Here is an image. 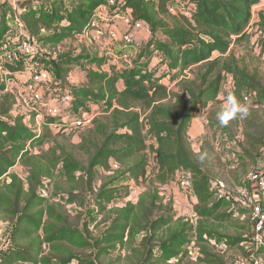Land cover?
<instances>
[{
  "label": "trees",
  "instance_id": "trees-1",
  "mask_svg": "<svg viewBox=\"0 0 264 264\" xmlns=\"http://www.w3.org/2000/svg\"><path fill=\"white\" fill-rule=\"evenodd\" d=\"M106 2L34 0L24 4L19 19L41 51L90 32L97 9ZM170 2L124 0L133 21L146 24L153 35L130 67L103 71L108 61L85 52L33 58L69 90L75 115L91 111L94 118L82 132L75 134L59 118L34 127L31 111L14 117L19 104L7 83L24 66L3 64L7 75L0 76V228L8 224L11 231L0 264H182L191 258L193 264H225L223 253L249 241L245 235L250 228L236 224L242 216L250 217L251 209L212 188L217 181L207 175V156L193 151L187 131L199 109L216 99L224 76L232 77V93L240 102L250 92L264 108V81L229 53L232 43L248 38L245 29L252 9L264 0H189V17L182 20L168 16ZM12 16L10 0H0V57L10 49ZM155 52L162 60L149 70ZM161 66L166 72L156 77ZM75 68L85 74L83 86L68 83ZM166 77L180 92H170L161 83ZM254 128L244 135L248 150L242 152L257 160L255 172L261 175L264 125ZM74 136L76 144L71 143ZM229 139L240 144L235 136ZM149 154L156 158V169L146 183ZM98 168L108 175L95 187ZM179 173L192 188L190 220L176 216L172 200L159 191ZM140 181L146 185L136 201L116 206L121 187L128 190L130 183ZM246 186L241 179L239 187ZM252 189L264 196V189ZM88 198L105 225L97 235L86 223L79 227L68 220L66 207H81ZM228 228L242 234L228 235ZM262 233L257 249L243 251L247 264H255L250 257L264 264V228Z\"/></svg>",
  "mask_w": 264,
  "mask_h": 264
},
{
  "label": "rangeland",
  "instance_id": "rangeland-1",
  "mask_svg": "<svg viewBox=\"0 0 264 264\" xmlns=\"http://www.w3.org/2000/svg\"><path fill=\"white\" fill-rule=\"evenodd\" d=\"M13 1H18L20 3L22 1L29 2L32 0ZM188 1L189 0H171L168 6V16L175 17L179 20H182V18L186 17L188 18ZM261 17H263V19ZM105 18V20H108V17ZM10 23L12 25V35H17L18 32L15 33L16 27L13 23V20H10ZM116 30L118 35L120 34L119 38L118 36L116 38H109L108 36L96 37L94 31L92 30L75 38L67 39L55 48L46 47L44 49H41V57H58L59 55H71L75 57L85 52L90 55H96L97 57H104L108 62L102 67L103 70L109 71L113 66L114 68L118 66L119 70L122 66L127 65V58H125L124 62V56L129 57L128 55L132 54L135 59L139 55V53L144 48H146V46L143 47L142 45H140V47L135 50V53L134 50L128 51L126 49H122L124 47L129 48L130 46L123 44L121 40V36L123 35V33L118 32L117 28ZM245 31L248 38L239 43H232L230 45L229 53L234 56V58L242 68L250 73H255L262 81H264V47H262V42L264 41V2H260L258 5L253 7L251 21ZM160 36L161 35H157L156 38L162 39V36ZM13 37L14 36H12V38ZM152 39L153 36L148 37V43ZM119 63L122 66H119ZM159 63L160 62L154 61L151 70L157 68L159 66ZM38 64L39 60L36 61V63H33L32 61L29 65L38 66ZM33 68H35V66ZM93 69L96 70V68ZM1 71H5L3 65L0 66V73ZM165 72L166 68L159 67L157 77ZM29 73H31V67H28L27 70L23 69L21 75H19V77L17 78L18 80H13L7 83L8 92L15 95L17 103L20 106L17 109L25 110L26 113L30 111V103L29 97L25 93L23 82L26 80V77ZM5 75H7V71L2 74V77H5ZM85 82V74L82 68H75V70L71 72L70 76L68 77V83L70 85L83 86ZM161 83L168 86V90L170 92H180L177 84L175 82L170 84L167 77L162 80ZM119 88H121L120 85ZM232 91V77L224 76L220 93L215 100L208 103L207 107L199 109L197 114L192 118L188 127L187 136L193 151L197 154H201L202 156H207L208 161L205 163V170L207 171V175L211 181H217V184H212V188L221 191L226 195L229 194V196L232 197L235 203L239 204L240 207L251 209L259 200L264 203V196L262 194H257L256 190L253 191L252 186L256 187V189H263L264 185L260 186L258 183H256V180H250L251 176H255L257 174L255 172L257 160L254 162L251 158H248V156H246L242 152V150H248V143H245L246 139L244 136L246 132L248 133V129L250 130V128L255 125L254 130H258V128L264 125V108H262V103L255 99L254 94L245 92L243 95V101L240 103L247 107V116L242 119L238 116L237 118L230 120L227 126L221 127L216 119V115L219 111L222 110L226 96L229 93H232ZM42 93L45 94V101H48L49 99L47 98V92L45 91V89L42 90ZM32 114L40 115L42 122L50 121L45 108L39 109L37 113L32 112ZM86 128L87 126L80 128L73 127L72 132H75L76 134L78 132H82V130ZM232 136H235L236 141L240 142L239 145L230 141L229 137ZM77 142L78 138L77 136H74L73 139H71V143L76 144ZM45 148H47V146H44V149ZM259 164H261V166L258 165V167L263 169L264 172V161L260 160ZM155 169L156 158L153 154H149L148 169L146 173L147 178L145 179L146 183L149 178L152 177ZM107 175L108 173H106L105 170H103L102 168H98L94 186L98 187V185H100V183L104 181L105 177H107ZM259 176L263 179L264 183V173ZM241 179L242 183L247 185L245 189V195L243 196L239 193V184ZM172 182H174L173 187H176L175 189H177V194L173 196L172 190H170V194L167 195L168 191L161 189L162 186H160V195L163 198L169 197L172 200L173 212L176 216L184 217L189 220L192 219V207L194 201V199H192L193 196L188 195L184 191H182L178 187L177 183H175V178ZM146 183L145 181H141L139 183H130L128 190L129 192L135 188L143 190ZM123 187H121V196L115 204L118 207L124 205L129 197V192L127 195L124 194L127 188ZM178 194H180V197H178ZM63 199L64 198L61 197V202L64 201ZM66 210L69 217L68 220L72 225L78 224L79 227H83V225H85L86 223L89 232L93 235L99 234L105 227V225H102L101 221L99 222L100 217L96 213L93 201L89 198L85 201L83 206L79 207L77 205H70L66 207ZM240 221V223L242 224L239 223L236 225L247 226L250 228V232L245 235L246 239L249 240V238L252 236L250 217L244 218V216H242ZM10 231V226L8 224L1 225L0 255H2L8 248ZM227 232L228 235L242 234V231L235 228H228ZM250 249L251 245L248 241L242 244V246L229 248L225 253L222 254L225 260V264H238L240 262H246L247 258L244 255L243 251H248ZM193 256L194 255H192V257ZM188 261H184V263L182 264L194 263V260L192 258Z\"/></svg>",
  "mask_w": 264,
  "mask_h": 264
},
{
  "label": "built area",
  "instance_id": "built-area-1",
  "mask_svg": "<svg viewBox=\"0 0 264 264\" xmlns=\"http://www.w3.org/2000/svg\"><path fill=\"white\" fill-rule=\"evenodd\" d=\"M106 7L111 10L108 20L99 22L95 19L91 23L92 30L96 37L108 36L109 38H116L118 36L115 22L121 21L122 24L127 27V32L121 37L124 45H128L134 48H139V44L135 40V33L142 32L148 37L153 36L149 27L140 21H133L130 11L125 10L124 0H107ZM13 23L16 27L18 34L10 39L9 47L0 57V65L22 62L24 70L31 67V73L26 77L23 82L26 95L29 97V110L37 113L39 109H47V114L50 119H60L64 123H69L73 128H80L90 125L94 118L91 111L80 112L77 115L71 110L72 96L68 89L60 87L58 82L55 81L52 76V72L46 68H39L36 65L30 66L33 58L40 54V48L37 42L25 32L22 23L19 19V9L13 8ZM91 30V31H92ZM35 66V68H33ZM47 92V99L45 101V94L42 90ZM54 98V99H53ZM55 104L49 107L50 101H54ZM39 115H35L38 117ZM51 129H57L56 125H52ZM116 168V165H113ZM250 180H256L260 186H263V179L259 175L251 176ZM141 182V181H140ZM175 183L178 187L186 194L191 195V184L188 177L184 174H177L175 177ZM261 189V188H260ZM264 189V188H263ZM261 189V190H263ZM141 189H133L129 192L127 202H135L138 195L142 192ZM239 193L245 195V188H240ZM250 220L252 225V236L249 238V244L251 245L250 250L257 249L263 241L262 230L264 228V203L259 200L254 207L251 208ZM248 250V251H250ZM250 260L255 264L258 263L256 259L250 257ZM246 262H240L238 264H247Z\"/></svg>",
  "mask_w": 264,
  "mask_h": 264
},
{
  "label": "crops",
  "instance_id": "crops-1",
  "mask_svg": "<svg viewBox=\"0 0 264 264\" xmlns=\"http://www.w3.org/2000/svg\"><path fill=\"white\" fill-rule=\"evenodd\" d=\"M32 1H34V0H32ZM10 2H11V5H12V8H18L19 9V11H21V10H24V8H25V6H24V4L26 3V2H16V1H13V0H10ZM30 2V1H29ZM111 13V10L108 8V7H106V6H100L98 9H97V11H96V18L95 19H99V21H101V22H103V21H106L105 19V17H109V14ZM116 24H115V26H116V28L118 29V32H121V33H123V35L125 34V32H127V27H125V25L124 24H122L121 23V21H116L115 22ZM120 35V34H119ZM118 35V38L120 37ZM122 35V36H123ZM121 36V37H122ZM161 37V36H160ZM161 38H163V37H161ZM158 39V38H157ZM135 40H136V42L139 44V46L140 45H142L143 47L144 46H147L148 45V36H146L145 34H143L142 32H139V33H135ZM122 49H126V50H128V51H133L134 50V53H135V50H137V48H134V47H124V48H122ZM129 57H123L124 58V62H125V58H127L126 59V66H122L120 63H119V66H122L121 67V69H124V68H127V67H130L131 66V63H132V61L134 60V57H133V55L131 54V55H128ZM162 60V54L160 53V52H155V56H154V58L152 59V61H151V64H150V66H149V70H151V67H152V65H153V62L155 61V62H160ZM155 64H157V63H155ZM114 67V66H113ZM162 68H163V66H161ZM119 67L117 66L116 67V69H118ZM101 70H103V68L101 69ZM103 71H105V70H103ZM108 72V71H107ZM5 73V71L3 72V71H1V73H0V76H2V74H4ZM21 73L22 72H20V73H17L15 76H14V80H18L17 78L19 77V75H21ZM156 77H157V75H156ZM71 86H74V85H71ZM121 86V85H120ZM54 104H55V100L54 101H50L49 102V104H48V106L49 107H52V106H54ZM20 107V106H19ZM46 112H47V109H46ZM25 116L26 115V112H25V110H22V109H20V110H17L16 111V113L14 114L13 113V116L15 117V116ZM24 121H26L27 122V117H26V119L24 120ZM44 122H42V120H41V118H40V115L38 116V117H35L34 118V120H33V126L34 127H39L41 124H43ZM174 182H171V183H169V184H167V185H163L162 186V188L161 189H164V190H167L168 191V194L167 195H169L170 194V190H172V195L173 196H175L177 193V189H175L174 187ZM178 197H180V194H178Z\"/></svg>",
  "mask_w": 264,
  "mask_h": 264
},
{
  "label": "clouds",
  "instance_id": "clouds-1",
  "mask_svg": "<svg viewBox=\"0 0 264 264\" xmlns=\"http://www.w3.org/2000/svg\"><path fill=\"white\" fill-rule=\"evenodd\" d=\"M248 114V109L245 105L240 103L234 93H229L224 101V106L216 115V119L221 127L228 125L230 120L237 118L242 119Z\"/></svg>",
  "mask_w": 264,
  "mask_h": 264
}]
</instances>
